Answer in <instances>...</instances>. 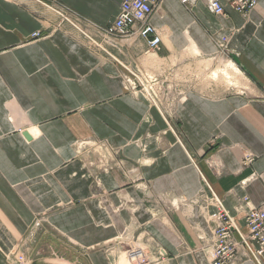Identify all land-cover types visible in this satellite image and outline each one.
<instances>
[{
  "label": "crops",
  "instance_id": "0c3cea01",
  "mask_svg": "<svg viewBox=\"0 0 264 264\" xmlns=\"http://www.w3.org/2000/svg\"><path fill=\"white\" fill-rule=\"evenodd\" d=\"M49 3L98 24L119 11L117 0H0V263L13 264L8 254L25 250L28 264H127L121 236L146 233L168 251L154 264H209L197 233L212 237L214 220L198 204L177 210L172 201L195 198L203 176L243 232L238 197L264 202V0L247 15L228 6L212 14L203 0L190 11L178 0H161L149 17L160 32L159 50L147 51L137 34L112 50L152 71L174 54L223 55L210 76L220 70L248 91L216 95L189 83L173 132L142 94L125 90L119 63L88 47ZM93 138L106 140L132 172L103 168L89 147L75 145ZM244 152L251 163L241 162ZM55 235L78 253L56 250Z\"/></svg>",
  "mask_w": 264,
  "mask_h": 264
},
{
  "label": "built area",
  "instance_id": "2783aa9c",
  "mask_svg": "<svg viewBox=\"0 0 264 264\" xmlns=\"http://www.w3.org/2000/svg\"><path fill=\"white\" fill-rule=\"evenodd\" d=\"M40 1V0H36ZM161 0H117L119 11L115 19L107 24L94 23L81 16L73 9L59 3H49L53 12L60 17L62 22H67L75 27L86 39L88 47L103 51L122 67V78L125 90L133 95L142 94L161 114L165 109L160 105L174 99V83L170 81L171 73L162 75L159 72L148 70L138 63L125 62L112 50L118 49L120 41L131 34H137L146 40L147 51L159 50L160 32L149 22L151 13L156 9ZM186 9L191 10L197 0H178ZM208 11L212 14H224L226 6L238 13L247 15L254 8L258 0H203ZM40 31H35L33 36H39ZM165 73V72H163ZM164 91L165 97L159 95ZM144 93V94H143ZM164 100V101H162ZM169 109L164 114L168 127L173 131L174 115ZM178 134V133H177ZM79 148L89 147L97 154V164L103 168L120 167L127 173L132 172L127 167L124 159L118 155V151L112 148L106 140L83 139L75 142ZM253 161L250 152H244L241 158L243 164ZM138 181L141 177L137 176ZM202 186L197 196L190 201L184 198L172 201L174 209H181L186 204H198L206 215L215 222L212 229V237L207 238L203 233H197V240L207 247L209 264H236L241 260L253 259L256 264H264V202L253 205L247 195L238 197L236 210L243 212L246 231L243 232L236 226L234 217L224 206L222 199L213 191L211 185L202 176ZM129 209L133 203L125 200ZM214 206L213 212H208V206ZM39 225L35 221L32 228ZM237 234L238 236H236ZM141 239L143 241H141ZM120 240L127 245L120 256L126 259L127 264H154L168 256V251L153 239L143 233L136 238L127 234ZM28 257L25 250L13 252V264H27Z\"/></svg>",
  "mask_w": 264,
  "mask_h": 264
},
{
  "label": "rangeland",
  "instance_id": "374dc122",
  "mask_svg": "<svg viewBox=\"0 0 264 264\" xmlns=\"http://www.w3.org/2000/svg\"><path fill=\"white\" fill-rule=\"evenodd\" d=\"M187 10H189V9H187ZM226 42H227V38H222V40L220 42L216 41V45H217L219 53H221V54L225 53V51L227 50L226 49ZM216 56H214L213 59H208L207 57H200L198 55H193V56L185 58V56H183V53H179L177 55L174 54L170 57V62L167 63L165 68L162 67V68H160L161 70L159 68L155 69L156 71L159 70L157 72L161 73L162 75H167L168 73H171L169 79H170V81H172L174 83L173 96L175 98L170 99L168 101V103H165V101L162 100V101H164V103L161 104L160 107L165 109V112H163V114H161L160 110L158 109L159 113L161 114V116L163 118L165 117L164 114H167V111L169 109L172 110L173 115H176L175 109L178 105V101H179L180 96L185 95V100H186L187 91L191 90V89H188L189 83L191 84V87H194V86L202 87V89L204 91H206L207 93H213L216 95H228V94H232V93H236V92H247L248 91L242 87L234 86L237 84H231V83H233L232 80L237 83L236 78H233L232 76L227 77L220 70L216 71L217 72L216 76H214V75H212L213 77L210 76L211 72L215 68L221 66L220 65L221 61L225 60L224 57H222L223 55H220L217 57ZM187 62H191V64H195L196 67L198 66L201 69V71H198L197 69L188 70L187 66H185V64H187ZM163 72H165V73H163ZM219 76L227 79L228 80L227 84H226V82H224V80L220 79ZM177 81H179V83H183V85H187V86H185L184 88H181V87L178 88V86L176 85ZM159 95L162 99H164V97H165L164 91L160 90ZM143 97H144V95H143ZM175 118H173V119L176 120ZM178 135L175 134V136L178 139L180 138L182 140V137H179ZM216 138H218V137L214 136L211 139L210 144H215ZM214 146H217V144ZM174 199H177V198L175 197ZM51 237H52L51 240H53V246H54V248H56V250L64 251L65 253L66 252L72 253V251H75L74 247H72L68 242L64 241L59 236H56V237L51 236ZM75 252L78 253L77 251H75ZM8 256H12V260H13V254L11 255V253H9Z\"/></svg>",
  "mask_w": 264,
  "mask_h": 264
},
{
  "label": "bare ground",
  "instance_id": "6f19581e",
  "mask_svg": "<svg viewBox=\"0 0 264 264\" xmlns=\"http://www.w3.org/2000/svg\"><path fill=\"white\" fill-rule=\"evenodd\" d=\"M222 71H224L225 73H228V71H227V69H226V66L224 67V65H223V69H222Z\"/></svg>",
  "mask_w": 264,
  "mask_h": 264
},
{
  "label": "water",
  "instance_id": "95a60500",
  "mask_svg": "<svg viewBox=\"0 0 264 264\" xmlns=\"http://www.w3.org/2000/svg\"><path fill=\"white\" fill-rule=\"evenodd\" d=\"M24 135H25L27 138L29 137V136L27 135V133H24ZM28 263H29V262H28ZM28 263H27V264H28Z\"/></svg>",
  "mask_w": 264,
  "mask_h": 264
}]
</instances>
